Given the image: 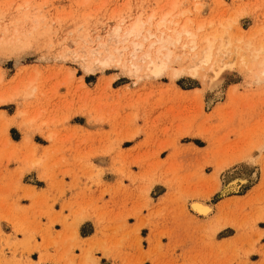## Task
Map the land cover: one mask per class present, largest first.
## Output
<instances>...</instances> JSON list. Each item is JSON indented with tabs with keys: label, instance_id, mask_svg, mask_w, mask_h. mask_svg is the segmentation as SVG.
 <instances>
[{
	"label": "rangeland",
	"instance_id": "374dc122",
	"mask_svg": "<svg viewBox=\"0 0 264 264\" xmlns=\"http://www.w3.org/2000/svg\"><path fill=\"white\" fill-rule=\"evenodd\" d=\"M173 1L171 27L202 23L193 49L184 38L169 45L158 75L133 70L129 49L122 63L93 62L114 26L153 11L155 22ZM224 29L231 45L196 65L203 37ZM247 42L264 43V0H0V108L11 114L0 110V264H264V53L253 58ZM30 169L43 181L22 177ZM239 176L244 183L223 190ZM223 197L207 226L194 224L187 209L211 213L194 202ZM160 200L166 208L152 212ZM51 212L72 219L62 222L70 234L51 238L52 254ZM128 215L172 229L159 236L165 252L151 251L145 225L127 229ZM85 216L99 236L81 246ZM91 232L86 218L78 233Z\"/></svg>",
	"mask_w": 264,
	"mask_h": 264
},
{
	"label": "bare ground",
	"instance_id": "6f19581e",
	"mask_svg": "<svg viewBox=\"0 0 264 264\" xmlns=\"http://www.w3.org/2000/svg\"><path fill=\"white\" fill-rule=\"evenodd\" d=\"M176 8L177 2L173 1L169 10L164 12L155 22H153L156 18L155 11L145 18H142L141 14H137L125 26H122L123 22H120L108 33L105 42H100L96 49L90 51L91 57L95 56L93 62L103 66L116 62L122 63V55L124 51L129 49V62L133 70L145 65L149 67L152 74L158 75L172 54L169 45L180 43L184 38L187 43H184L183 46L189 45L193 49L199 40V30L202 29V23H199L196 32L192 31L190 20H185L181 24H174L171 27L168 24L170 22L169 18L176 12ZM196 8L198 9L199 6H196ZM230 40L231 37L226 35L225 29L222 32L213 31L206 34L203 37V47L199 50L200 53L195 52L191 56V60H196V65L208 64L212 60V56L219 55L226 47L231 45ZM146 43L148 44L146 45ZM111 45L113 51L110 50ZM246 50L252 54L253 58H257L261 53H264V43L261 42L255 48L251 42H247ZM258 65L260 66V72L264 74V56L260 58ZM3 101L4 99L0 96V102ZM245 178L239 176L231 179L223 190L237 189V184L244 183ZM192 206L196 212L202 215H207L212 209V205L203 202H194Z\"/></svg>",
	"mask_w": 264,
	"mask_h": 264
},
{
	"label": "crops",
	"instance_id": "0c3cea01",
	"mask_svg": "<svg viewBox=\"0 0 264 264\" xmlns=\"http://www.w3.org/2000/svg\"><path fill=\"white\" fill-rule=\"evenodd\" d=\"M2 109H4V108H0V110H2ZM4 111H5V109H4ZM5 113H6V111H5ZM6 115L7 116H11V114H7L6 113ZM12 126H14V127H16L14 124H12V125H10V127H12ZM9 127V128H10ZM8 134H9V130H8ZM21 137H22V135H20V138L19 139H16V140H14V142H19V141H21ZM45 145H47V143L45 144ZM9 166V165H8ZM16 166L14 165V164H12V166H11V170L12 169H14ZM100 167V166H99ZM101 168V167H100ZM102 169V168H101ZM10 169H8V171H9ZM37 171L38 170H36V169H30V170H28V171H25L23 174H22V177H23V175L25 176L26 174H30V173H35V175H36V177L39 179V180H41V181H43L42 179H40L39 178V176H38V173H37ZM7 173V172H6ZM3 178V177H2ZM2 180V179H1ZM80 181H81V183L83 184V181H84V179L83 178H80L79 179ZM83 180V181H82ZM3 181V180H2ZM1 183V182H0ZM46 183V182H45ZM20 184H21V182H20ZM26 184H28V186H23V187H26V188H24V189H26L27 191H30L31 192V188H34V190L36 191V195H35V199H37V198H39L40 197V195H41V192L40 191H38L37 190V186H34L33 184H31V183H26ZM73 184L75 185V187H76V190L78 191V190H82V189H84L83 187H82V185L80 184V183H75V182H73ZM46 186H47V183H46ZM48 187V186H47ZM5 189V188H4ZM21 191V190H20ZM23 192V191H22ZM78 193V192H77ZM93 193V192H92ZM81 194L82 193H78V194H75V195H73V196H71L69 199H72V201H77V200H79V198H80V196H81ZM93 195L94 196H98V194H94L93 193ZM92 194H91V196H93ZM234 197H241V196H234ZM23 198V197H22ZM94 197H91V199H93ZM25 199V198H24ZM69 199L66 201V202H68L69 201ZM75 199V200H74ZM230 198L229 197H223V198H220V200L216 203V204H212L210 201L208 202V201H204L205 203H209V204H211L212 205V207H213V210L211 211V213L208 215V216H200V215H197V214H195V213H193V212H191L189 209H187L188 210V215L189 216H191V217H193L192 219H193V221H194V224L196 223V224H198L199 226H207L208 224H209V222L216 216V214L218 213V211L220 210V206L222 205V203H224L225 201H227V200H229ZM26 200V199H25ZM88 200V198L87 199H84V200H80V201H82V203H81V205L82 206H84V204H86L87 201ZM107 200H109V199H107ZM106 200V201H107ZM161 200H163V199H161ZM160 200V202H158L156 205H151V204H149L148 203V206H150V207H152L153 208V210H152V212H155V211H158V210H163V209H165L166 208V204L167 203H165V202H163V201H161ZM20 200H17V203L19 204V205H21V204H23V205H21V206H28L30 203H31V201H29V199L27 200V201H20ZM105 201V200H104ZM73 204L74 203H71V205L73 206ZM165 204V205H164ZM170 204V203H169ZM232 204V201L230 202V205ZM163 206V207H162ZM70 207V205H67L65 208L67 209V210H69L68 208ZM162 207V208H161ZM145 211L147 212V210L145 209ZM128 216H131V215H128ZM50 218L51 219H54V218H56V223L59 225V227H55V226H53V229H51V227H50V234H49V239L48 240H46L45 241V243H48V251L52 254L53 252H55L54 250H55V248L51 245V238H57V236H59V233H60V236L62 237L63 235H67V234H70L71 233V228H70V226L67 224L65 227L63 226V223L62 222H65V221H67V222H70L72 219H71V217H66V215L65 214H60V216H58V214H56V213H50ZM86 218H88L89 220H91L92 221V223H93V228H94V232H91V233H89V234H87V235H80L79 233H78V228H79V226L82 224V223H84L85 222V220H86ZM131 218L133 219V221H132V223L130 224L131 226H130V228H128V226H127V229H135L137 232H138V230H139V228L140 227H142V225L144 226L145 225V223L147 222V218L146 219H144V217H141V216H139V217H133V216H131ZM123 222H124V220H125V218H123V216H121V218H120ZM157 219V218H156ZM52 221H54V220H52ZM50 222H51V220H50ZM156 222H157V220H156ZM1 224V226H4V224L3 223H0ZM124 224L126 225V223L124 222ZM157 225L158 226H160L161 227V229H158V226H157V228L155 229V231L154 230H152L151 231V227L149 226V225H145L147 228H148V232H147V236H146V238H148L150 235L153 237V239H154V241L156 242V245L155 246H153L152 248H151V251H153V252H155V254H157L156 252L158 251V252H165L164 250H163V246H162V244H161V242H160V238H159V236L160 235H166V236H168L170 233H172L171 232V230L170 229H167V228H165V227H163V226H161L159 223H157ZM198 225H195L196 227L198 226ZM228 226V224H224V225H222L220 228H218L217 230H215L213 233H211V235L209 236V239H210V241H212V242H214V245H213V247L214 246H216L219 242L218 241H215L214 239H212V238H214V235L215 234H217L218 232H220V231H222V230H224L226 227ZM67 227H69V229L68 230H66L67 229ZM98 228H99V225H98V223H97V221L95 220V218L94 217H90V216H85V217H83L82 218V220L81 221H79V223L77 224V226H76V232H77V235H78V238L80 239V240H78V243L82 246V245H84V246H87L86 244H89V242L91 241V239H93L94 237H98L99 236V233L97 232V230H98ZM237 231V230H236ZM67 233V234H64V233ZM201 234V237H200V241L201 240H205L206 238L202 235V233H200ZM225 240V239H224ZM37 241L39 242L40 241V237L39 238H37ZM220 245H222V243H219ZM47 245V244H46ZM200 245V244H199ZM148 247H149V245L147 246V249H148ZM74 251H73V253L75 254V255H78L79 253H80V249H78V248H75V249H73ZM188 249H185V251H187ZM93 252H94V254L96 253L97 254V252H99L100 253V255L101 256H103L102 255V253H101V251H99L98 249H93L92 250ZM190 251V250H189ZM192 251H194V249H192ZM184 252V251H183ZM34 255V254H33ZM105 257V256H104ZM156 257V256H155ZM77 260V259H76Z\"/></svg>",
	"mask_w": 264,
	"mask_h": 264
}]
</instances>
